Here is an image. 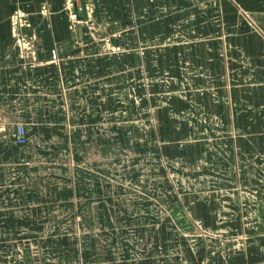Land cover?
Segmentation results:
<instances>
[{
    "label": "rangeland",
    "instance_id": "rangeland-1",
    "mask_svg": "<svg viewBox=\"0 0 264 264\" xmlns=\"http://www.w3.org/2000/svg\"><path fill=\"white\" fill-rule=\"evenodd\" d=\"M197 4L158 6L154 33L90 34L105 44L101 75L89 65L74 66L71 79L62 67L36 70L40 37L23 35L34 42L19 50L25 82L0 90V264H190L186 247L220 232L200 231L178 193L232 185L215 171L245 164L252 189L264 185L259 131L230 128L234 116L213 112L228 99L213 72H199ZM19 122L29 125L23 145Z\"/></svg>",
    "mask_w": 264,
    "mask_h": 264
},
{
    "label": "crops",
    "instance_id": "crops-1",
    "mask_svg": "<svg viewBox=\"0 0 264 264\" xmlns=\"http://www.w3.org/2000/svg\"><path fill=\"white\" fill-rule=\"evenodd\" d=\"M173 1L185 0H0V90L2 81L20 83L21 86L25 82L23 67L27 61L19 55L18 34L39 35L34 60L36 70L62 67L71 79L74 66L89 65L97 67L93 71L101 75L103 66L108 64L101 52L105 44L93 41L90 34L133 35L145 29L154 33L157 7ZM196 1L199 72L201 75V68L203 73L213 72L215 81L218 78V83L226 87L219 89V97L228 99L227 104H213V112L234 116L235 122L229 125L230 128L259 131L260 137L255 135L254 140H260L264 146V0ZM72 10L79 13L76 22L70 17ZM16 13H23L32 22V25L20 27L17 34L12 22ZM89 20L98 22L94 30L85 25ZM203 35L208 36L205 38L208 41ZM223 37L225 43L221 41ZM80 50L88 54L76 57ZM48 126L56 127L57 124L40 122L36 128H50ZM26 134L28 137L29 125ZM249 141L253 146L251 138ZM240 144L247 145V141ZM237 158L235 156L233 160ZM246 166L215 171L220 172L219 177L226 175L233 179L232 185L211 186L208 183L195 191L178 193V202L187 209L197 227H201L200 231L220 232V236L215 234L218 236L215 239L210 234L201 235L196 238L195 247L192 244L186 247L190 264L192 261L196 264H264V185L259 191L252 189L253 173ZM251 193L256 194L255 199ZM252 199L254 203H251ZM248 225H259L262 230L248 234ZM200 233L197 231L196 234ZM190 240L193 239L185 238V241Z\"/></svg>",
    "mask_w": 264,
    "mask_h": 264
},
{
    "label": "built area",
    "instance_id": "built-area-1",
    "mask_svg": "<svg viewBox=\"0 0 264 264\" xmlns=\"http://www.w3.org/2000/svg\"><path fill=\"white\" fill-rule=\"evenodd\" d=\"M73 17L77 16L76 12H74ZM24 16L23 13H16L13 17V28L14 31L16 32V34L18 33V29L22 26H24L20 21L21 18ZM18 38V43L20 45V51H22V49H24L27 45H32L33 43H31V41H29L27 38L25 39V37L22 34H18L17 35ZM5 126V124H3L2 126L0 125V140L2 139V137H6L7 136V132L3 130V127ZM16 130V142L18 144H25L28 141V137L26 134V126L23 122H19L15 128Z\"/></svg>",
    "mask_w": 264,
    "mask_h": 264
}]
</instances>
